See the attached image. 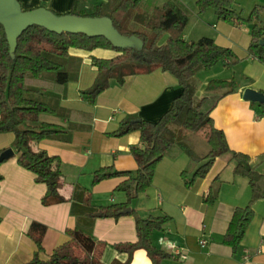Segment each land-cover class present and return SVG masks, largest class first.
<instances>
[{"label":"crops","instance_id":"0c3cea01","mask_svg":"<svg viewBox=\"0 0 264 264\" xmlns=\"http://www.w3.org/2000/svg\"><path fill=\"white\" fill-rule=\"evenodd\" d=\"M20 2L25 10L46 7L58 14H66L72 10L75 0ZM186 2L181 3L187 9ZM258 6H264V0H236L235 9L241 20L237 17L225 20L210 12L206 18L210 23L201 18L197 24L201 25L200 31H196L198 34L194 32L191 39L190 34L183 37L188 41L210 37L219 46L230 48L236 54L238 62L232 74L220 78L234 77L238 91L224 97L208 94V82L219 78L220 71H216L195 80L196 95L198 98L210 96L207 108H212L211 116L216 126L224 130L230 147L250 155L253 164L264 175V103L243 97L244 90L249 87L264 92V62L249 52L254 24L246 21ZM261 20L264 21V10ZM206 24L209 28L202 30ZM117 55L116 51L107 49L86 51L72 48L68 62L74 68L75 77L61 89H44L43 97L55 108V113L44 114L42 120L71 127L70 140L47 138L35 143L34 148L61 158L64 179L61 193L67 199L65 202L43 204L47 185L36 181V175L19 164L14 147L15 134L0 133V153L8 148L16 152L14 157L0 163V264H27L34 258L37 245L28 232L35 221L48 228L39 263L46 264L54 250L70 240L68 230L87 223L88 218L82 214L83 190L86 195L90 192L94 206L127 201L126 193L116 189L128 176H113L94 184L95 172L102 168L137 172L138 164L131 149L142 144L140 131L123 136H114L113 133L127 116L159 120L182 92V87L171 72L157 69L128 76L123 84L112 81L110 87L92 102L82 91L89 89L98 75L92 64L93 58ZM191 148L198 154L195 148ZM209 151L207 144L203 155ZM202 163L175 146L157 164L152 185L133 200L130 207L135 214L131 211L119 218L95 220L92 227L95 239L108 244L102 256L104 264L127 260L128 254L119 253L112 245L138 240L137 216L169 218L164 228L154 233L155 245L169 253L162 264H264V197L254 203V220L234 250L224 243V235L235 209L250 203L252 186L248 178L234 173L235 162L231 153L218 157L205 177L188 184ZM202 240H206L205 246H202ZM178 249L187 255V259L176 254ZM131 264L153 262L145 249H138Z\"/></svg>","mask_w":264,"mask_h":264},{"label":"trees","instance_id":"16d2710c","mask_svg":"<svg viewBox=\"0 0 264 264\" xmlns=\"http://www.w3.org/2000/svg\"><path fill=\"white\" fill-rule=\"evenodd\" d=\"M197 5L200 11L213 8L225 20L236 17L237 20L242 19L235 9L236 0H197ZM263 10L264 6L256 7L246 19L254 24L249 52L262 62ZM69 14L110 17L122 34L140 37L144 41V50L135 54L133 48H118L105 36L70 32L60 34L34 25L19 38L15 56H12L5 28L0 23V133L15 134L14 147L19 164L32 171L36 175V181L47 185V192L42 198L44 205L67 200L61 193L64 186L61 158L46 150H36L34 144L47 138L70 140L71 127L43 121L42 116L55 113V108L43 97L44 89H61L75 77L67 70L70 67L67 61L72 48L86 51L107 49L118 53L113 58H93L92 64L97 68L98 75L94 84L82 91L92 102L110 87L112 81L123 84L128 76L151 73L157 69L175 75L182 92L157 121L135 116H127L122 120L120 128L113 133L114 136H123L132 131L141 133L142 144L131 149L138 164L137 172L102 168L95 172L94 184L113 176H128L116 189L126 193L127 201L94 206L90 200V192L86 195L83 190L82 214L88 218L87 223L68 230L70 240L58 246L46 264H104L102 256L108 244L95 239L92 232L95 220L121 217V212L152 185L157 164L175 146L186 150L195 161L203 162L188 184L205 177L216 159L227 153L233 156L234 173L250 181L252 199L248 205L235 209L224 235V243L236 250L254 220V203L264 197V175L253 164L250 155L230 147L224 130L216 126L211 116L212 108H207L210 96L198 98L194 84L200 73L208 76L219 67L235 65L238 58L234 51L219 46L210 37H203L199 41L184 39L183 33L189 22V15L184 4L178 0H168L162 6L153 7L151 11L144 8L141 0H75ZM164 35H168V39L165 43H160ZM206 89L208 94L224 97L237 92L238 83L234 77L214 78L208 82ZM139 119L141 121H136ZM191 134L198 135L208 144L210 151L207 155L199 156L187 144L185 139ZM1 179L2 176L0 181ZM135 213L133 209L132 214ZM168 220L166 216H137L138 240L113 244L119 253H127L128 258L125 262L116 260L112 264H131L138 249H145L153 264H162L169 253L155 245L154 233L162 230ZM47 229L43 223H32L28 233L35 241L37 250L34 258L27 264L41 263L40 254L44 251Z\"/></svg>","mask_w":264,"mask_h":264},{"label":"water","instance_id":"95a60500","mask_svg":"<svg viewBox=\"0 0 264 264\" xmlns=\"http://www.w3.org/2000/svg\"><path fill=\"white\" fill-rule=\"evenodd\" d=\"M109 1V0H104ZM0 23L4 26L11 47V54L15 56L18 40L22 34L34 25L42 26L57 33H85L89 36H105L118 48H133L135 54L144 50V41L137 35L122 34L114 25L110 17L78 16L74 14H58L46 7L25 10L20 0H0ZM245 100L264 103V92L254 88H246L243 92ZM141 121V119L136 120ZM16 152L8 148L0 153V163L14 157ZM131 207L121 213L127 214Z\"/></svg>","mask_w":264,"mask_h":264},{"label":"rangeland","instance_id":"374dc122","mask_svg":"<svg viewBox=\"0 0 264 264\" xmlns=\"http://www.w3.org/2000/svg\"><path fill=\"white\" fill-rule=\"evenodd\" d=\"M89 1L90 2H94L95 0H89ZM167 1L168 0H141L144 8L146 10H148V11H151L153 9V7H155V6L164 5ZM178 1L183 2L184 0H178ZM187 1L188 2H186V5L188 7L187 10H188V15H189V23H188V25H187V27H186V29H185L183 34L184 35H186V34L189 35L190 34V38L189 39H191V37L193 38L192 34L194 32H195V35H196V34H198V33H196V31L197 30L200 31L199 28H200L201 25H197V24H198V22H201V18L205 20L204 22L210 23V22H208V20H206V18L209 17L210 12H214L216 15H217V13H216V11L213 8H208V9H206L204 11H200V9H199V7L197 5V2H195V0H187ZM194 4H195L196 7L194 6ZM198 19L200 21H198ZM208 28L209 27L206 24V26L204 25L202 27V30L208 29ZM167 39H168V35H164L163 38L160 40V43H165L167 41ZM67 63H69V62L67 61ZM235 65L232 64V65L229 66V68H225V67L224 68L223 67L217 68L216 71H220L219 72L220 74H218V77L219 78L220 77H225L226 75H229L230 72L232 74V71H233ZM69 66L70 67H67L68 69L67 68H64V69L65 70L67 69L71 73V75H74L75 71H74L73 66L71 64H69ZM216 71H214V72H216ZM214 72H212V74H214ZM198 77L199 78H202V77L206 78V73H200V75ZM185 141L187 142L188 145H190L191 147L196 149V151L198 152L199 156H204L203 155L204 154L203 150L205 148H207V143L203 139H201L198 135L191 134L188 137H186ZM199 143H202L203 144L202 146H204V147L199 145Z\"/></svg>","mask_w":264,"mask_h":264},{"label":"built area","instance_id":"2783aa9c","mask_svg":"<svg viewBox=\"0 0 264 264\" xmlns=\"http://www.w3.org/2000/svg\"><path fill=\"white\" fill-rule=\"evenodd\" d=\"M206 243V240L201 241L202 246H205ZM176 254H178L181 259H187V255L185 253H182L179 249L176 250Z\"/></svg>","mask_w":264,"mask_h":264}]
</instances>
